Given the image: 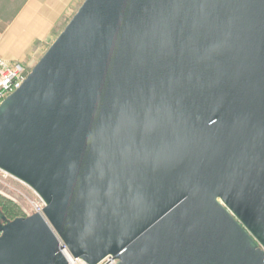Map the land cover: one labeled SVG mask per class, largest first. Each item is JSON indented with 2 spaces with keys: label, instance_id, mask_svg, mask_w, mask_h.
Here are the masks:
<instances>
[{
  "label": "water",
  "instance_id": "water-1",
  "mask_svg": "<svg viewBox=\"0 0 264 264\" xmlns=\"http://www.w3.org/2000/svg\"><path fill=\"white\" fill-rule=\"evenodd\" d=\"M0 264H263L264 0H84L0 106Z\"/></svg>",
  "mask_w": 264,
  "mask_h": 264
},
{
  "label": "crops",
  "instance_id": "crops-1",
  "mask_svg": "<svg viewBox=\"0 0 264 264\" xmlns=\"http://www.w3.org/2000/svg\"><path fill=\"white\" fill-rule=\"evenodd\" d=\"M83 0H0V56L33 68Z\"/></svg>",
  "mask_w": 264,
  "mask_h": 264
},
{
  "label": "built area",
  "instance_id": "built-area-1",
  "mask_svg": "<svg viewBox=\"0 0 264 264\" xmlns=\"http://www.w3.org/2000/svg\"><path fill=\"white\" fill-rule=\"evenodd\" d=\"M31 69L32 68L26 67L18 61L7 60L4 57L0 56V106L8 96H10L11 94H13L18 89L21 88L28 74L30 73ZM11 179L29 188L24 183L20 182L19 180L13 178L9 174L0 170V195L4 196L5 198L9 199L12 202H14L13 199L9 197V195L11 194L21 198L27 207L22 209V213L24 217H30L36 214L43 215L45 204L41 200V198L32 189L30 190L32 191L34 196L21 193L17 189V187H15ZM60 252L66 258L67 261L66 264H85L82 260L78 258H72L68 254L65 247H61ZM117 263H118V259L116 257L108 255L105 258H103L98 264H117ZM263 264H264V258H263Z\"/></svg>",
  "mask_w": 264,
  "mask_h": 264
},
{
  "label": "rangeland",
  "instance_id": "rangeland-1",
  "mask_svg": "<svg viewBox=\"0 0 264 264\" xmlns=\"http://www.w3.org/2000/svg\"><path fill=\"white\" fill-rule=\"evenodd\" d=\"M83 2H84V0H83ZM82 2V3H83ZM81 3V4H82ZM80 4V5H81ZM76 11L77 10H75V12H74V14L76 13ZM73 14V15H74ZM73 15H70V16H68V17H66V19H65V21H62V23L59 25V27L57 28V31L58 32H56V37L59 35V33L64 29V27L67 25V23L69 22V20L73 17ZM11 181L14 183V185H15V187H17V189L21 192V193H23V194H29V195H31V196H34V194L32 193V191L30 190V188H27L26 186H24V185H22V184H20V183H18L17 181H15V180H12L11 179ZM1 197H3V198H5L4 196H2V195H0ZM9 197L10 198H12L13 199V201L14 202H12V203H14L16 206H18L19 207V209L22 211V209L23 208H27L26 207V204L24 203V201L21 199V198H19V197H16V196H14V195H9ZM5 199H7V198H5ZM7 200H9V199H7ZM10 201V200H9Z\"/></svg>",
  "mask_w": 264,
  "mask_h": 264
},
{
  "label": "trees",
  "instance_id": "trees-1",
  "mask_svg": "<svg viewBox=\"0 0 264 264\" xmlns=\"http://www.w3.org/2000/svg\"><path fill=\"white\" fill-rule=\"evenodd\" d=\"M0 213L9 220L12 221L16 218L24 217L22 211L11 201L0 196Z\"/></svg>",
  "mask_w": 264,
  "mask_h": 264
}]
</instances>
